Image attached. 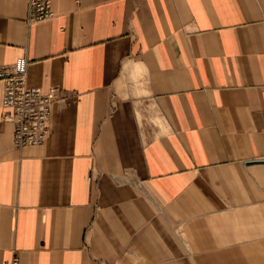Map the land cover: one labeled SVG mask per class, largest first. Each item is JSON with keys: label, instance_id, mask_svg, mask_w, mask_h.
<instances>
[{"label": "crops", "instance_id": "crops-1", "mask_svg": "<svg viewBox=\"0 0 264 264\" xmlns=\"http://www.w3.org/2000/svg\"><path fill=\"white\" fill-rule=\"evenodd\" d=\"M0 0V67L52 105L1 119L0 264H264V0Z\"/></svg>", "mask_w": 264, "mask_h": 264}, {"label": "built area", "instance_id": "built-area-1", "mask_svg": "<svg viewBox=\"0 0 264 264\" xmlns=\"http://www.w3.org/2000/svg\"><path fill=\"white\" fill-rule=\"evenodd\" d=\"M53 0H29L28 21L41 22L54 17ZM29 61L20 57L11 67H0V82L3 84L1 119L13 123L14 146H41L49 138L52 105L59 93L44 94L40 88L27 83ZM5 264H20L17 253Z\"/></svg>", "mask_w": 264, "mask_h": 264}]
</instances>
